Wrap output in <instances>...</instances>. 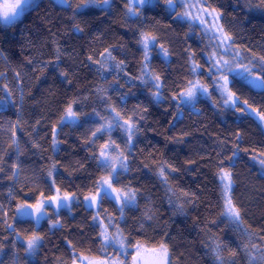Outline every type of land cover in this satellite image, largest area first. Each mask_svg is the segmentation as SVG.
Masks as SVG:
<instances>
[{
	"label": "snow or ice",
	"instance_id": "1",
	"mask_svg": "<svg viewBox=\"0 0 264 264\" xmlns=\"http://www.w3.org/2000/svg\"><path fill=\"white\" fill-rule=\"evenodd\" d=\"M47 5L59 17L58 23L45 18L49 38L32 54L22 52L15 66L0 51L5 66L0 118L7 121L0 120V133H8L0 148V174L11 182L2 184L6 196L0 192V264H40L47 238L70 233L64 217L74 218L73 209L81 206L87 210L76 225L81 242L64 238L66 257L49 264H186L169 221L199 209L203 189L178 186L175 174L182 167L164 158V150L145 152L141 137L152 108H163L171 122L163 131L152 130L163 135L165 148L185 145L192 130L179 124L186 115L204 116L208 105L214 115L235 117L232 147L230 155L217 151L212 166L218 210L192 222L204 235L207 264H264V219L248 222L234 172L244 153L264 180V151L244 146L243 130L255 123L264 135V0H47ZM43 7L45 0H4L0 21L14 29L26 12L38 14ZM94 21L104 26L93 29ZM113 24L130 32L131 40L118 34L109 39ZM250 34L260 39L253 43ZM64 37L75 42L65 46ZM80 66L92 73L86 78L90 87L81 86ZM45 79L52 83L38 96L34 88ZM62 84L73 91L60 95ZM139 93L144 99L130 105ZM44 109L52 116L36 114ZM41 128L47 131L41 134ZM173 128L176 133L167 135ZM73 134L85 155L63 164L60 146L75 151ZM25 152L48 163L34 167L21 159ZM182 165L189 171L199 167L191 156ZM144 170L147 179L139 175ZM80 172L88 179L74 185L69 177ZM157 186L162 197L152 191ZM164 201L167 220L161 215ZM228 232L235 238L228 239Z\"/></svg>",
	"mask_w": 264,
	"mask_h": 264
},
{
	"label": "trees",
	"instance_id": "2",
	"mask_svg": "<svg viewBox=\"0 0 264 264\" xmlns=\"http://www.w3.org/2000/svg\"><path fill=\"white\" fill-rule=\"evenodd\" d=\"M49 13H51V16H49ZM46 17L49 20L56 19L57 23L59 22L57 13L48 7L47 0H45V7L41 8L38 14H29L26 12L21 19L23 22H18L14 29H5L2 21H0V29H3V31H0V51L12 61L13 66L23 60L22 52L24 55L32 54L35 45L49 38L50 34L47 29L51 27V25L45 23ZM102 26H104V23L101 21H94L92 25L93 29ZM53 31H55V29H53ZM112 31L114 35L113 37H109V39L114 38L115 34H118L119 36H123L125 40H131V33L118 24L112 25ZM169 35L170 38L175 39L172 34ZM250 39L255 43L260 37L257 34H250ZM69 42L74 43L75 41H70L68 37H64L62 40L65 46H67ZM129 46L133 47L131 44ZM40 50L47 53V48H42ZM0 70H5L2 61H0ZM176 71L179 72L180 69L176 68ZM79 72L81 86L87 85L90 87L91 85L87 84L86 78L91 79V71L80 66ZM9 76H11V72H9ZM51 83L50 80H43L39 88H34L35 94L38 96L41 95L42 90L47 88ZM60 88V95H63L62 90H67L68 92L73 91V88L67 84L60 85ZM44 95H46V93H44ZM137 99H144L143 93H139L137 97H130V105L131 103H135ZM205 113L206 114L202 117L194 115L189 117L186 115L179 124L181 128L187 127L192 130V135L187 138V144H167V148H165L166 141L163 135L156 134L152 129H156L157 132L163 131L171 122V117L163 108H152L150 123L147 125V130L141 137L140 146L145 149V152L154 151L157 148L164 150V158H170L175 161L178 166L182 167V172L175 174V180L178 186H183L185 189H191L197 192L203 189V199L199 202V209L196 211L189 209V215L187 217L175 216L169 221L170 232L179 234L176 243L178 244L179 250L183 252L182 259L186 261V264H207L208 257L205 254L207 250L203 247L201 242L204 239V235L199 232V229L194 226L192 221L193 217L207 216L209 212L215 213L218 210L216 201L219 191L216 188V182L213 178L214 169L212 166L216 163L217 151L223 148L224 151L222 155H230V151L228 150L232 147V127H234L233 121L235 117L231 115H214V110L211 109L210 105L205 107ZM36 114L38 116H52V112L47 109H44L42 112H37ZM25 118L29 120V123L32 122L27 113ZM0 120H2L5 125L7 124V121L3 118H0ZM204 125H207V128H205ZM25 127L28 128V125L26 124ZM237 130L239 131L240 129ZM243 130L244 146L255 149L257 152L264 151V135L261 134L260 130L255 126V123L245 124ZM46 131L47 130L44 128L40 129L41 134ZM176 131V128L169 129L166 134L173 135ZM218 138L227 140L228 143L220 145L217 143ZM7 139V132L0 133V148L6 147ZM41 142L47 147L46 140ZM69 142L73 145H77V149L73 151L68 148L67 145L60 146L61 152L59 156L63 164H69L70 161L78 160L85 155L83 148L78 146L76 134L71 136ZM198 152L206 154L211 157V159L200 160L197 155ZM252 154L256 153L253 152ZM48 155V152L44 153V157ZM190 156L198 161L199 167L194 165L189 171L186 169V166L182 165V162ZM21 159L29 160V163L34 167L48 163L47 159H41L39 154L33 156L30 152H25L24 157H21ZM225 163H228V161L225 160ZM258 171L259 167L255 165L247 155L241 153V159L234 169V172L239 176L236 185V195L249 209L248 222L255 224H259L261 220L264 219V180L257 178L256 173ZM61 172L63 173V168H61ZM64 175H67V173H64ZM139 175L143 179H147L150 176L147 170H144V172ZM69 179H72L75 185L81 184V181H86L88 177L84 172H80L76 173L73 177H69ZM0 181H2V183H0V192L6 196L7 191L2 187V184H9L11 182L3 178L2 174H0ZM152 191L161 197L163 196V190L159 186L152 188ZM86 211L87 210H84L81 206L80 209H73L74 218L69 219L67 216L64 217V222L70 226L71 232H61L47 238L51 242L46 243L44 249L39 253L40 264H49V262L53 261L56 257H66L67 253L65 252V244L63 243L64 238L72 239L77 244L81 242L76 225L83 222ZM161 215L164 220L168 219L166 201L162 203ZM209 227L211 226L209 225ZM213 231H217V229L213 228ZM2 235L3 233H0V236ZM220 235L225 234L220 233ZM227 238L234 239L235 237L232 233L228 232ZM5 243L7 242L5 241ZM6 251H10V249H6Z\"/></svg>",
	"mask_w": 264,
	"mask_h": 264
},
{
	"label": "rangeland",
	"instance_id": "3",
	"mask_svg": "<svg viewBox=\"0 0 264 264\" xmlns=\"http://www.w3.org/2000/svg\"><path fill=\"white\" fill-rule=\"evenodd\" d=\"M4 2V0H0V3H3ZM23 18V16L21 17V19ZM255 165H257V164H255ZM258 166V165H257ZM259 167V166H258Z\"/></svg>",
	"mask_w": 264,
	"mask_h": 264
}]
</instances>
